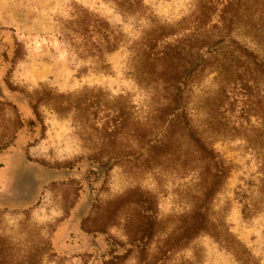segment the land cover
<instances>
[{
	"label": "rangeland",
	"instance_id": "374dc122",
	"mask_svg": "<svg viewBox=\"0 0 264 264\" xmlns=\"http://www.w3.org/2000/svg\"><path fill=\"white\" fill-rule=\"evenodd\" d=\"M226 1L143 0L139 19L110 0H0V264H104L132 247L147 208L161 264L200 205L264 264V0H237L232 24ZM80 8L124 42L81 54ZM228 30L239 45L206 53ZM178 86L189 124L170 114ZM190 127L229 168L209 197L216 170ZM126 255L117 264H144ZM187 261L241 264L207 232L162 264Z\"/></svg>",
	"mask_w": 264,
	"mask_h": 264
},
{
	"label": "trees",
	"instance_id": "16d2710c",
	"mask_svg": "<svg viewBox=\"0 0 264 264\" xmlns=\"http://www.w3.org/2000/svg\"><path fill=\"white\" fill-rule=\"evenodd\" d=\"M113 4L118 8L123 15L125 16H137L139 19L141 17H146L147 8L143 5V0H110ZM239 4L237 0H227L225 2L224 14L227 12H231L230 24L235 17L238 15L237 7L235 8L234 5ZM231 7L230 9H228ZM233 7V8H232ZM241 7V6H239ZM234 12V14L232 13ZM79 18L75 21V33L72 36L71 40L72 43L75 45L78 51L85 56H101L104 53H109L114 51L119 45H121L123 41L124 34L114 26H112L105 18L101 17L99 14L87 10L84 8H80L78 10ZM211 45L214 47L212 50H209L206 53L211 54V52H216L223 50L224 47L238 46L239 44L232 39L231 31L228 30L225 34L218 36V39L215 40ZM238 48V47H237ZM234 50L238 51L240 54L244 56H250L252 52H249L247 48L243 47L241 50L233 48ZM259 58V56H256ZM261 64L263 62L261 61ZM260 64V65H261ZM180 85L184 86V81H178ZM186 91L181 89L180 86L177 87L176 93H174L171 98L169 99V107H170V114H175L177 112V116L179 120L182 122L188 123V114H187V100ZM189 136L193 141L196 148L210 160L212 165L216 170V174L212 176V185L209 192L206 193V196L209 197V194L215 190L216 186L218 185L219 173L228 176L229 168L223 160H221L220 156L215 152L214 148L208 147L205 141L201 138V136L194 130L193 127H190ZM264 165V164H263ZM136 201V200H135ZM138 203V201H136ZM143 223L139 225V232L138 236L131 238L130 244L131 248H135L139 253L141 260L144 264H151L148 260L147 251L149 248V244L151 239L154 235V228H155V218L154 215L151 214L150 210L147 208L145 215L142 216ZM194 222L190 225V229L183 233L179 238H177L172 244H170L166 248V253L164 257L158 259L159 262L164 263L165 260L168 258V254L171 251L178 249L181 245H185L189 240L193 239L194 237L200 235L201 233H211L213 236L216 237L218 242L227 247L231 250L241 264H259L256 257L252 254V252L246 248L245 246H241L237 244L239 242L228 238H221L219 234L212 232L210 230L209 224V210H207V206L200 205L197 209H195L194 215ZM128 248L125 253L117 254L112 258L104 261V264H117L121 263L126 255L127 252L130 251ZM117 261L115 262V260ZM0 259V263H1ZM182 264H192L191 262H183Z\"/></svg>",
	"mask_w": 264,
	"mask_h": 264
}]
</instances>
